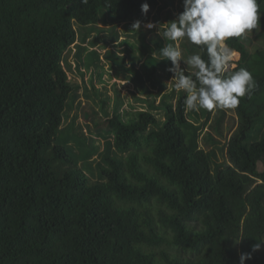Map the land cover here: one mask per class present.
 I'll list each match as a JSON object with an SVG mask.
<instances>
[{
  "label": "trees",
  "instance_id": "trees-1",
  "mask_svg": "<svg viewBox=\"0 0 264 264\" xmlns=\"http://www.w3.org/2000/svg\"><path fill=\"white\" fill-rule=\"evenodd\" d=\"M143 3L152 15L141 13ZM171 5L0 0V264H239L242 253L252 255L245 264H264V0H258L262 15L251 36L261 47L249 50L251 39L243 35L227 41L236 53L228 72L245 68L255 81L235 109L186 111V93H164L156 74L171 62L156 65L148 56L141 76L136 64L148 53L132 55L127 67L125 41L122 56L106 53L151 97L135 99L140 109H120L115 90L108 111L105 88L92 80L81 97L78 78L68 75L73 62L64 60L73 46L79 73L82 52L98 59L90 49L107 50L103 36L85 46L100 23L113 30L114 22L128 28L139 20L163 32L175 19L166 11ZM146 30L157 51L172 43ZM109 38L117 42L116 34ZM182 47L188 56L198 50L187 40ZM82 98L99 106L83 111L84 122L91 120L88 135L76 115L65 123L67 109L79 108ZM95 138L104 140L103 152ZM256 243L261 248L252 252Z\"/></svg>",
  "mask_w": 264,
  "mask_h": 264
},
{
  "label": "clouds",
  "instance_id": "clouds-1",
  "mask_svg": "<svg viewBox=\"0 0 264 264\" xmlns=\"http://www.w3.org/2000/svg\"><path fill=\"white\" fill-rule=\"evenodd\" d=\"M182 7L183 11L167 23L162 33L163 38L172 43L161 48L159 55L162 60L171 62L167 71L173 74L174 87L186 93V111L235 109L240 98L255 87V81L245 68L228 72L236 53L227 41L258 27L262 15L258 0H182ZM148 11L149 5L143 3L141 13L146 15ZM141 26L148 30L157 27L152 22L141 25L137 20L132 29L139 31ZM182 40L198 46L197 52L186 61L178 47ZM181 61L192 70L191 74H186L188 68H182ZM234 240L238 244L243 238ZM260 248L261 243H256L252 252ZM251 258V253H242L239 264Z\"/></svg>",
  "mask_w": 264,
  "mask_h": 264
},
{
  "label": "rangeland",
  "instance_id": "rangeland-1",
  "mask_svg": "<svg viewBox=\"0 0 264 264\" xmlns=\"http://www.w3.org/2000/svg\"><path fill=\"white\" fill-rule=\"evenodd\" d=\"M161 4V1H159ZM183 10L182 7V3L180 0H172V5L169 6V8L166 10L168 12L171 13V17L172 18H176L181 11ZM153 11V10H152ZM152 11H151V7L149 8L148 13H150L152 15ZM109 22V21H108ZM111 22H109L110 24ZM127 23H116L114 22V24H112V26H116L115 29H111V25H104L103 23H100L97 28H99L100 32L98 33H94L88 35L87 40H86V45L87 47H91V41L96 38V37H101L103 36L105 38V40L108 42V47L107 50H103L101 48V45H95V47H92V49L90 50H94L97 55H98V59L94 57H91L90 51L89 49L88 52H82L81 54V66H80V72L76 69L75 64H77L75 62L74 59H76V52H77V47L73 46V50L68 51V55L65 57L64 62H66V59H68L69 61H72L73 64L71 65V70H68L69 72V77L71 78V81L76 80V78H78V83L81 85L82 90H80L79 95L81 97H84V92L85 90L83 89L84 87H87L88 84L90 83V81L94 82L95 87L99 88V90L105 88L107 90V96L108 98L112 101L110 104V107L107 108L108 111H112L113 110V106H114V102L116 99L115 96V90L120 92V96L122 98L121 102L122 106L120 109H124L127 111L131 110V105L133 107H135V109H140L141 108V103L137 100H135L136 98H140L143 100H150L151 97H149L145 92H143L142 90H140L139 88L136 87L135 83L133 81H131V77L132 75L130 74V72L127 70V68L125 66H118L115 65L111 62V59L114 58V56L109 55V53L107 54V52L113 53L115 54L117 57L118 56H122L121 53H123V51H125V47L129 48L126 53L128 55L127 60H124V63L126 64L127 67H129V63L130 61H128L129 59H132L131 56L134 54H138L141 55L144 52L148 53L146 55L143 56V58L141 59V61L136 64V70L139 72V75L144 76V70L143 67L141 68V64L142 62L145 61V59L150 56V58L154 59V61H152V63L156 64V65H160L161 62L163 61L162 57L159 55V51H157L156 47H154L153 45V40L152 39V35L153 33L150 31H147L145 28H143L141 26L140 30L137 31L136 29H132L131 27L126 28ZM133 23H130V25H132ZM75 28L77 31H79V28L77 27V25H75ZM110 28V29H109ZM156 28V27H155ZM155 33H158V35H160L161 40H165L162 37V31L159 29H155ZM96 29V28H95ZM97 31V29H96ZM116 34L117 35V42L112 43L113 41L110 40V36ZM254 34V29L251 31L246 32L245 34H243V36L245 38H250V43L252 45V47H249L248 49L253 51L254 47H261L262 43L258 42V40H256L255 38L251 37ZM125 41L126 45L125 47L121 46V42ZM157 41V38H156ZM184 41V40H182ZM182 41H180L178 43V47L180 48L181 52H182V58L184 61L187 60L188 58V53L185 49H183L184 47H182ZM145 42V43H144ZM146 44V45H145ZM248 44V43H246ZM166 45V44H164ZM150 52H148V50ZM153 49V50H152ZM89 54V56H88ZM118 54V55H117ZM109 55L110 59H108L106 56ZM235 55L233 57V59H235ZM117 61V60H116ZM119 62V61H118ZM131 64V63H130ZM181 67L183 66L184 68H188V66L184 63L183 61L180 62ZM190 69V68H188ZM151 69H148V72H150ZM168 71H162L159 69H157L156 74L161 77V80L163 81V83L166 86V90L164 93H170L173 91L174 93V97H178V92L181 90H178L174 87V81H172V73H170V75L167 74ZM98 74L102 75V80L101 82H99L97 80V76ZM157 76H153L152 78H156ZM131 81V82H130ZM103 82V83H102ZM100 83V84H99ZM90 85V84H89ZM144 85L145 87L148 89L149 92H151L152 94H155L157 92L156 88H152L150 83L145 80L144 81ZM90 88V86H89ZM88 91V95H91L92 97H100V93L98 92H94V91ZM160 97V96H159ZM83 104L81 106L76 105L75 103L67 109L66 111V122H69L75 115H76V120H77V124L79 126L82 127V131L85 132L88 135V127L87 124L91 122L88 121L87 123L84 122V113L83 111L85 110L86 113L87 112H91L92 110H99V106L94 103L93 101L91 102H86L83 98H82ZM159 98H156L155 100V104H158ZM109 102V103H110ZM157 118L162 120L161 117V113L157 112ZM226 119L224 124L222 125V130L224 132V135L226 136L228 134V130H227V126L230 122V118H231V113H227L226 114ZM206 131V130H204ZM208 131H210L208 129ZM207 132V131H206ZM213 135L214 133L212 131H210ZM96 139V143L95 146L98 148L99 152H103L105 149V146L103 145L104 140H101L100 138H95ZM224 139L221 140V142H223ZM100 158V155H98L97 153L94 155V158ZM219 160H221V158H219ZM80 165H83V163L80 161L79 162Z\"/></svg>",
  "mask_w": 264,
  "mask_h": 264
}]
</instances>
